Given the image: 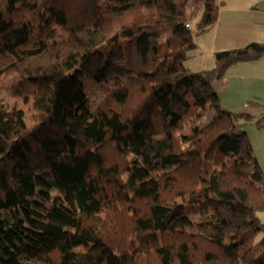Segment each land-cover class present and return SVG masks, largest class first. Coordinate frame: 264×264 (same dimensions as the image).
<instances>
[{"label": "trees", "instance_id": "1", "mask_svg": "<svg viewBox=\"0 0 264 264\" xmlns=\"http://www.w3.org/2000/svg\"><path fill=\"white\" fill-rule=\"evenodd\" d=\"M219 7L0 0V79L36 115L16 130L0 100V264H264V173L244 130L264 105L255 120L213 88L264 44L186 66ZM89 82L102 95L81 124L69 103Z\"/></svg>", "mask_w": 264, "mask_h": 264}, {"label": "crops", "instance_id": "2", "mask_svg": "<svg viewBox=\"0 0 264 264\" xmlns=\"http://www.w3.org/2000/svg\"><path fill=\"white\" fill-rule=\"evenodd\" d=\"M217 1L220 7L215 25L195 37L198 50L186 62L191 70L211 68L213 55L218 51L241 48L252 42L264 44V0ZM213 88L224 104L222 106L227 107L224 108L246 105L240 111L252 115L250 106L262 108L264 105V56L230 66L221 79L213 82ZM221 94L228 98L222 101Z\"/></svg>", "mask_w": 264, "mask_h": 264}, {"label": "rangeland", "instance_id": "3", "mask_svg": "<svg viewBox=\"0 0 264 264\" xmlns=\"http://www.w3.org/2000/svg\"><path fill=\"white\" fill-rule=\"evenodd\" d=\"M70 61L73 62L74 60L70 59ZM84 88L85 89L79 99L69 103V109L75 112L77 119L81 124H88L92 120L94 104H96L102 95V88L99 84L94 82L85 84ZM221 97L222 101L228 98L225 94H221ZM0 100L3 103V113L6 121L16 130L20 128H28L31 125L36 115L32 109V98L30 94L12 95L9 90L8 81L0 79ZM221 105L224 104L221 103ZM227 106L229 110L240 111L242 110L240 108H243V106L246 105H240V107H231V105ZM261 109V106H250L249 111H251V114L254 116L253 119L257 120L260 118ZM245 129L247 131V136L253 145L256 158L264 173V122L260 127H257L251 121L244 126V130ZM8 212L15 217L13 210H9ZM257 216L261 222H264V211L259 212Z\"/></svg>", "mask_w": 264, "mask_h": 264}, {"label": "built area", "instance_id": "4", "mask_svg": "<svg viewBox=\"0 0 264 264\" xmlns=\"http://www.w3.org/2000/svg\"><path fill=\"white\" fill-rule=\"evenodd\" d=\"M188 26V25H187Z\"/></svg>", "mask_w": 264, "mask_h": 264}]
</instances>
